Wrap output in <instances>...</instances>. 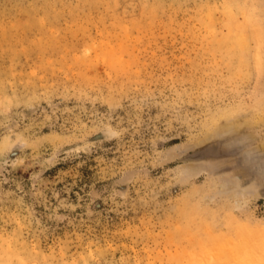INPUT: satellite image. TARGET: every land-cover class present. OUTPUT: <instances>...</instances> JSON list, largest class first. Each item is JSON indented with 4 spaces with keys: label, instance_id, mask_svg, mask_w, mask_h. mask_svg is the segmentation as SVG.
<instances>
[{
    "label": "rangeland",
    "instance_id": "obj_1",
    "mask_svg": "<svg viewBox=\"0 0 264 264\" xmlns=\"http://www.w3.org/2000/svg\"><path fill=\"white\" fill-rule=\"evenodd\" d=\"M263 239L264 0H0V264Z\"/></svg>",
    "mask_w": 264,
    "mask_h": 264
},
{
    "label": "bare ground",
    "instance_id": "obj_2",
    "mask_svg": "<svg viewBox=\"0 0 264 264\" xmlns=\"http://www.w3.org/2000/svg\"><path fill=\"white\" fill-rule=\"evenodd\" d=\"M226 187V186H225ZM237 192V191H236ZM247 193H248V191H246ZM250 195H252L253 196V194H251V193H249ZM240 195H242V193L240 194ZM254 197V196H253ZM257 228H259L258 226H256ZM263 241H264V239H263Z\"/></svg>",
    "mask_w": 264,
    "mask_h": 264
}]
</instances>
